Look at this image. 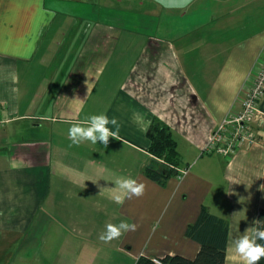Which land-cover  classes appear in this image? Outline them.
Listing matches in <instances>:
<instances>
[{
  "label": "crops",
  "instance_id": "1",
  "mask_svg": "<svg viewBox=\"0 0 264 264\" xmlns=\"http://www.w3.org/2000/svg\"><path fill=\"white\" fill-rule=\"evenodd\" d=\"M263 59L264 0H0V264L193 259L203 205L227 223L226 263L243 264L233 241L264 209V128L233 156L204 149ZM99 114L120 140L72 145L71 124ZM155 120L181 156L166 186L144 173ZM119 177L144 194L113 202ZM121 221L137 231L99 239Z\"/></svg>",
  "mask_w": 264,
  "mask_h": 264
},
{
  "label": "trees",
  "instance_id": "2",
  "mask_svg": "<svg viewBox=\"0 0 264 264\" xmlns=\"http://www.w3.org/2000/svg\"><path fill=\"white\" fill-rule=\"evenodd\" d=\"M149 137L151 139L149 152L153 158L144 167V173L159 185L166 186L172 177L183 175L180 172L182 164L177 141L170 127L159 120H155L151 125ZM204 152L219 154L206 149ZM258 220L264 223V209L261 210ZM186 234L201 244L197 256L190 259L179 254L167 255L161 258V264H227V223L212 213L206 205H203L198 219L188 226ZM257 243L264 244V240H257ZM135 264L158 263L152 257L141 255ZM259 264H264V258Z\"/></svg>",
  "mask_w": 264,
  "mask_h": 264
},
{
  "label": "clouds",
  "instance_id": "3",
  "mask_svg": "<svg viewBox=\"0 0 264 264\" xmlns=\"http://www.w3.org/2000/svg\"><path fill=\"white\" fill-rule=\"evenodd\" d=\"M157 2L160 3L162 0ZM135 119L141 125V130L146 131L147 127L142 118ZM120 127L115 117L109 118L106 114L92 115L85 121L72 123L68 136L72 145L79 146L85 141H90L92 144L103 143L107 147L110 138L120 140ZM114 183L116 190L110 195V199L119 205H123L126 199L141 197L145 191V185L136 179L119 177L114 180ZM261 189L264 190V185H261ZM137 228V224L127 221H121L119 224L109 223L106 225V230L99 235V239L104 243H110L125 233L137 231ZM229 238L231 239V232H229ZM257 240H264V223L259 220L254 222L251 237L245 231L244 235L238 236L233 241L235 252L242 258L243 264H259V261L264 258V244L257 243Z\"/></svg>",
  "mask_w": 264,
  "mask_h": 264
},
{
  "label": "built area",
  "instance_id": "4",
  "mask_svg": "<svg viewBox=\"0 0 264 264\" xmlns=\"http://www.w3.org/2000/svg\"><path fill=\"white\" fill-rule=\"evenodd\" d=\"M241 109L226 116L211 134L205 149L233 156L239 149L258 141V128H264V59L247 79L239 97ZM161 264V258H154Z\"/></svg>",
  "mask_w": 264,
  "mask_h": 264
},
{
  "label": "rangeland",
  "instance_id": "5",
  "mask_svg": "<svg viewBox=\"0 0 264 264\" xmlns=\"http://www.w3.org/2000/svg\"><path fill=\"white\" fill-rule=\"evenodd\" d=\"M234 264V263H233ZM238 264V263H237Z\"/></svg>",
  "mask_w": 264,
  "mask_h": 264
}]
</instances>
